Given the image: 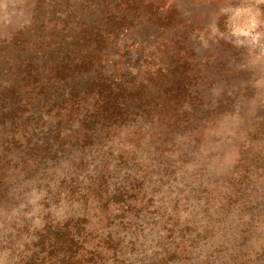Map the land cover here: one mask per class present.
Returning a JSON list of instances; mask_svg holds the SVG:
<instances>
[{
  "label": "rangeland",
  "instance_id": "obj_1",
  "mask_svg": "<svg viewBox=\"0 0 264 264\" xmlns=\"http://www.w3.org/2000/svg\"><path fill=\"white\" fill-rule=\"evenodd\" d=\"M60 4V19L47 20ZM43 21H68L77 54L95 46L81 47L82 22L109 34L103 70L132 71V88L158 74L162 88L149 91L163 107L96 129L84 144L83 127L72 133L76 124L64 121L70 104L9 106L0 94V264H33L40 236L71 216L83 220L81 254L98 252L106 264H264V0H0V91L7 64L13 70L16 54H28L16 37L43 55ZM60 120L71 132L64 146L51 133ZM128 172L144 182L127 199L118 188Z\"/></svg>",
  "mask_w": 264,
  "mask_h": 264
},
{
  "label": "trees",
  "instance_id": "obj_2",
  "mask_svg": "<svg viewBox=\"0 0 264 264\" xmlns=\"http://www.w3.org/2000/svg\"><path fill=\"white\" fill-rule=\"evenodd\" d=\"M65 5L66 8H70L74 4L66 1ZM61 6V4L58 5V9L56 8L57 11L50 13V17L47 20H59L60 16L57 17V14L63 15L64 13ZM67 24L68 21L64 22V24L43 21L36 26V31L38 32L36 34H38L42 40H44L45 37H50L49 40L42 41L41 46H43L45 51L40 57H38V55L33 56L32 52L30 53V47H17L26 39L17 37L14 39V48L17 52H27L28 54L20 53L22 57L20 54L15 53L17 55L16 57L20 56L18 57L20 64L19 66L14 65L13 70H11L12 67L6 63L7 69L4 71V74L7 75L10 80L6 79L7 83H5L4 88L0 91V94H2L1 97L4 96L2 98L3 101L4 99L8 100L5 103H8L9 106H16V104L22 101H27V103L23 104L32 107L33 100H36L37 109L40 110L50 101L62 105L61 109L66 108V105L70 104L68 113L65 114L67 119L64 121L67 122V125L76 124L73 126L72 133L77 131L78 126L83 127L84 144L85 142H91L89 140L92 139L91 137L96 132V129L103 130L106 126H112L113 124L120 125L137 116L145 118L155 117L157 110L162 108L163 104L157 100L158 97L160 98V95L155 97L149 89L157 87V91H159L162 88L163 85L157 84L158 80L156 76L158 74L155 75L156 78L149 76V74L140 77V79L136 81L139 83V87H130V84H133L137 77L132 71L128 69H119L120 71L115 75L113 72L110 73L109 71L105 72L103 70L105 65H102L101 61L103 59L99 57L98 53L102 51L103 43L101 41L108 38L109 34L103 35L100 29H95V25L89 22H82L81 47H89L90 42L94 43L95 46L85 54H77L78 49L75 48V46L79 45V41L72 39V41L68 42L65 40L67 37H73L66 28H69L71 31L74 27H68ZM107 29L109 30V28ZM22 33L25 35L27 34L26 32ZM68 44L70 47H68ZM61 53L64 55H58ZM123 57H125V60L129 61L128 52H125ZM37 59H41V64ZM50 62L53 64L50 74L48 76L42 75L40 71L44 70L42 68L47 67ZM41 77L45 78L44 81H41ZM154 79L157 80V83L154 82ZM33 85L34 87H32V89H26V86L31 87ZM21 88L26 89L23 91L27 95H20V92L17 90ZM168 92L170 95L173 94L172 96L184 93V91L179 89H169ZM89 96L94 97L91 103L93 109L89 110L86 108V110H82L81 106ZM23 109L27 111L25 107ZM79 112L83 114L79 115ZM21 116L22 115H20V117ZM76 117L77 119L75 120ZM64 121L60 120L58 122V127L54 129V131H51L52 134L55 133L56 137L65 141L62 143L63 146L69 142L67 138L71 136V132L65 133L62 131V128L67 126H61ZM77 132H79V130ZM125 175V179H123L125 185L118 188V197L124 195V197L128 199L137 196L135 193L137 185H142L144 180H141L137 175H130L129 172ZM101 179L102 182L100 183ZM106 180L107 179L101 175L100 179L97 180V186L100 187V184H105ZM114 196L115 194L111 195V197ZM127 199L124 200L126 203H123L121 207V212H123L122 215H124V212L131 206L130 203H127ZM117 215L119 214L117 213L116 216ZM82 221L83 220L79 218L76 219L71 216L65 223L51 226L48 232L46 230V237L43 238V236H40L38 239L37 244L40 246L38 251H34L28 259L33 262V264H84L82 258H86L85 264H97L98 260H101L99 259L98 252H90L91 255L86 257L80 252L85 242L84 238L81 240L84 230V226L81 225ZM186 236L185 233L181 232L182 240H186ZM105 239L110 247L116 246L111 232L105 235ZM167 239L169 241L171 236L167 237ZM193 240V246L199 242L196 238H193ZM186 255L187 252L184 254L181 253L180 255L177 254V260L185 261L187 259ZM99 263L106 264L102 262V260ZM122 263L125 264L124 262ZM156 263L159 264L158 261ZM210 263L216 264L208 260V264Z\"/></svg>",
  "mask_w": 264,
  "mask_h": 264
}]
</instances>
